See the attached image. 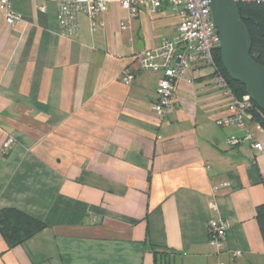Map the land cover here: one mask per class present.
Wrapping results in <instances>:
<instances>
[{
    "label": "crops",
    "instance_id": "0c3cea01",
    "mask_svg": "<svg viewBox=\"0 0 264 264\" xmlns=\"http://www.w3.org/2000/svg\"><path fill=\"white\" fill-rule=\"evenodd\" d=\"M13 6L14 25L0 6V209L45 227L13 247L0 234V264H264V151L227 142L243 132L216 123L228 98L211 68L179 81L163 118L151 109L161 74L138 70L135 53L175 34L170 5L120 30L128 12L113 2L94 30L81 14L70 36L57 0ZM218 216L230 227L215 252L207 223Z\"/></svg>",
    "mask_w": 264,
    "mask_h": 264
},
{
    "label": "built area",
    "instance_id": "2783aa9c",
    "mask_svg": "<svg viewBox=\"0 0 264 264\" xmlns=\"http://www.w3.org/2000/svg\"><path fill=\"white\" fill-rule=\"evenodd\" d=\"M57 2V22L61 34L65 36L77 32L81 14L87 16L90 27L94 30L99 24L97 19L100 14L113 2L128 12V17L119 21L120 30L129 27L130 20L140 9L155 10L163 3H168L179 18L175 34L163 39L155 48H143L135 53L138 70L161 74L155 88V99L151 103L153 113L161 119L170 112L179 81L185 80L187 84H192L194 66L202 64L212 70V86L228 98L225 112L216 118V123L221 126H235L243 132L242 137H230L227 142L236 145L244 140L256 151H264V145L257 137L258 134L264 135V128L253 116V106L256 105L246 93L240 97L236 96L227 79L215 66L214 51L219 45V35L208 0H57ZM0 6L8 25L20 21L21 16L13 6V0H0ZM40 10L43 11V7ZM133 78L134 74L131 71L127 69L122 71L121 80L124 83H131ZM14 141L12 136L6 137L1 153L6 154ZM229 227L230 222L224 217L218 216L208 221V242L215 252L223 249ZM234 254L239 255L240 252Z\"/></svg>",
    "mask_w": 264,
    "mask_h": 264
},
{
    "label": "trees",
    "instance_id": "16d2710c",
    "mask_svg": "<svg viewBox=\"0 0 264 264\" xmlns=\"http://www.w3.org/2000/svg\"><path fill=\"white\" fill-rule=\"evenodd\" d=\"M236 4L239 18L251 38L250 55L264 65V0H238ZM214 62L217 69L227 79L233 93L238 97L245 94V87L233 81L223 68L219 48L214 51ZM253 116L264 128V114L256 106H253ZM255 220L264 244V202L256 206ZM44 227L45 224L41 220L22 210L0 209V234L8 247L22 243Z\"/></svg>",
    "mask_w": 264,
    "mask_h": 264
},
{
    "label": "water",
    "instance_id": "95a60500",
    "mask_svg": "<svg viewBox=\"0 0 264 264\" xmlns=\"http://www.w3.org/2000/svg\"><path fill=\"white\" fill-rule=\"evenodd\" d=\"M219 35L222 66L228 76L245 87L246 94L264 113V65L250 55L251 38L239 18L234 0H208Z\"/></svg>",
    "mask_w": 264,
    "mask_h": 264
}]
</instances>
